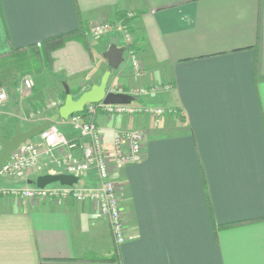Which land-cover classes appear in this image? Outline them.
<instances>
[{
  "label": "crops",
  "instance_id": "0c3cea01",
  "mask_svg": "<svg viewBox=\"0 0 264 264\" xmlns=\"http://www.w3.org/2000/svg\"><path fill=\"white\" fill-rule=\"evenodd\" d=\"M119 14L138 41V73ZM101 20L111 27L90 31ZM72 31L28 96L18 99L20 83L0 64V129L11 119L24 129L42 123L57 109L48 106L60 99L57 84L88 89L109 68L105 52L122 49L107 89L134 83L146 89L137 104L163 109L157 118L93 117L109 151L118 132L144 133L142 158L110 169L126 237L116 245L90 201L0 195V264H264V0H0V56ZM61 154L0 187L66 173L54 163ZM74 175L77 186L99 184L95 168Z\"/></svg>",
  "mask_w": 264,
  "mask_h": 264
},
{
  "label": "built area",
  "instance_id": "2783aa9c",
  "mask_svg": "<svg viewBox=\"0 0 264 264\" xmlns=\"http://www.w3.org/2000/svg\"><path fill=\"white\" fill-rule=\"evenodd\" d=\"M128 16H131L129 14ZM125 34L127 51L132 67L138 73L142 70V64L137 56V49L128 48L132 42L127 25L119 21ZM111 27L108 20L97 21L89 27L90 31H101ZM33 81L24 77L21 89L31 91ZM110 91L127 92L133 96H140L145 88L134 83L124 91L122 88L110 87ZM7 99V91L0 86V105ZM60 100H53L48 106L58 108ZM84 113H72L66 119H60L67 123L76 133V137L70 138L59 130L57 122L40 131L35 137L19 144L13 150L8 159L0 167V178L24 180L32 170H43L48 167L49 155L55 148L62 149L61 157L54 160L66 173L78 174L95 168L99 184L93 187L77 186L75 184H57L38 187L27 183L6 182L0 187V195L22 197L28 199H60L72 197L75 201H90L94 203L100 214L107 218L114 243L121 244L126 237L125 216L120 202V190L112 179L110 169L113 166H121L139 161L143 156L144 133L140 130H124L118 132L112 140L111 150H107L103 144L101 133L94 123V114L100 112L108 117L131 115H154L156 118L163 114L159 107H148L137 103H104L103 101L87 103ZM80 150V154L74 151Z\"/></svg>",
  "mask_w": 264,
  "mask_h": 264
},
{
  "label": "water",
  "instance_id": "95a60500",
  "mask_svg": "<svg viewBox=\"0 0 264 264\" xmlns=\"http://www.w3.org/2000/svg\"><path fill=\"white\" fill-rule=\"evenodd\" d=\"M105 56L109 63V68L104 72L98 83H93L90 87L82 91L77 97L70 94L68 85L63 82L65 90V98L61 105L58 106L45 121L37 123L27 130H22L20 122L14 125V133L9 138H1L0 150V167L8 159L10 153L15 150L19 144L35 137L40 131L47 128L51 124L66 119L74 112L83 111L87 103L103 101L104 103H130L134 101V96L121 91H110L107 89V81L112 68H116L122 60V49L116 46H111L106 52ZM76 181L74 174L57 173L44 174L35 181L36 186L43 187L52 182H59L61 184L71 185ZM29 180V183H32Z\"/></svg>",
  "mask_w": 264,
  "mask_h": 264
},
{
  "label": "trees",
  "instance_id": "16d2710c",
  "mask_svg": "<svg viewBox=\"0 0 264 264\" xmlns=\"http://www.w3.org/2000/svg\"><path fill=\"white\" fill-rule=\"evenodd\" d=\"M118 20H120L122 23L127 25V29L129 32H131V27H129V17L125 16L124 14H119ZM76 34L75 31L63 33L60 35H56L53 37H48L47 39H44L40 41L39 43H34L31 45H28L27 47L23 48H12L11 51L7 54L0 56V64H8V65H22L24 66V69L22 72H40L43 68H50L52 65L53 57L52 53L54 50L61 47L66 40L73 37ZM137 39H134L132 42L128 44V48H134L138 50L137 46ZM126 91L127 88L123 87ZM70 94L75 97L79 91L78 89H72L69 88ZM60 99L61 104L64 101L65 98V90L62 89L60 92ZM134 101L141 102L142 98L141 96H134ZM60 104V105H61ZM36 110L35 107H32ZM85 109L83 111L78 113H84ZM76 113V112H74Z\"/></svg>",
  "mask_w": 264,
  "mask_h": 264
},
{
  "label": "rangeland",
  "instance_id": "374dc122",
  "mask_svg": "<svg viewBox=\"0 0 264 264\" xmlns=\"http://www.w3.org/2000/svg\"><path fill=\"white\" fill-rule=\"evenodd\" d=\"M24 69V66H22V65H10L9 67H7V68H4V73L6 74V76H7V78H9L10 80H14L16 83L17 82H19L20 83V87H19V95L17 96L18 97V99H19V97L21 96V98H23L24 96H28V95H30V92L32 91V89H31V91H26V90H22L21 89V82H22V79L24 78V77H29V78H31L32 79V81H33V83L35 84L36 83V81H37V79H35V72H22V70ZM56 76V75H55ZM46 77H49V75L47 76V75H45V77L44 78H46ZM56 78H57V80H61V77H59L58 75L56 76ZM38 79H39V77H38ZM39 82H41V79H39L38 80ZM8 82H10V81H8ZM8 84V83H7ZM113 87H115L116 89L117 88H122L123 90H124V88H123V86H120V85H115V84H111ZM8 86H11V85H8ZM57 87H58V89L60 90V91H62V89H63V87L62 86H60V85H58L57 84ZM127 88V87H126ZM5 89H6V91H7V88L5 87ZM75 89V88H74ZM80 93H78L77 95H75V97H77L78 95H79ZM8 95V94H7ZM59 98H61L60 96H59ZM7 99H8V96H7ZM6 99V100H7ZM5 100V101H6ZM60 100V99H59ZM5 101L4 102H2L1 103V105L3 106L4 104H5ZM60 103H61V100H60ZM133 103L135 104L136 103V101H133ZM0 105V106H1ZM2 108V107H1ZM29 108V109H28ZM28 108H26L27 110H28V112H33V113H36V110L35 109H31L30 107H28ZM10 123H7L8 125H6V126H4L5 128L4 129H0V139L1 138H9V136H11L13 133H14V126L13 125H15V122L16 121H14V120H8ZM58 123V122H57ZM57 126L59 127L60 126V124L58 123L57 124ZM27 127V125L26 124H22V130H27V129H24V128H26ZM30 128V127H29ZM60 128V127H59ZM60 130V129H59ZM0 150H1V144H0Z\"/></svg>",
  "mask_w": 264,
  "mask_h": 264
}]
</instances>
